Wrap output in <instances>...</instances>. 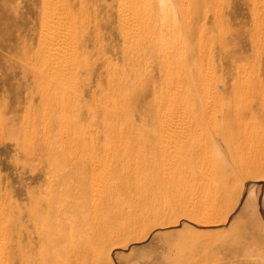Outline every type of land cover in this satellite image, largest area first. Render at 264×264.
Returning a JSON list of instances; mask_svg holds the SVG:
<instances>
[{
  "label": "rangeland",
  "instance_id": "obj_1",
  "mask_svg": "<svg viewBox=\"0 0 264 264\" xmlns=\"http://www.w3.org/2000/svg\"><path fill=\"white\" fill-rule=\"evenodd\" d=\"M52 1L58 13L63 0ZM125 1L73 0L72 19L68 23L65 21L66 30L62 26V34L67 35L61 38L63 46L70 43L68 47L77 56L73 67L76 73H72L74 77L71 75L64 90H57L54 101L47 97L45 85L36 88L37 92L30 84L28 61L34 58L37 44L43 39V32L39 30L43 0H0V264H12L10 256L14 258V264H189L192 253L209 251V244L214 239L222 246L214 251L213 257H208L206 264L220 261L223 264H264V171L252 167L264 161V142L256 139L245 145L243 137L229 140L216 125V138L212 133L207 136L210 165H207V175L200 184L204 196L200 200L207 199L209 203L219 200V204L212 202L219 213L218 222L206 226L194 224L179 213L177 222L169 226L154 223L152 218L143 219L142 215L139 218V210H133L132 204L117 197L121 181L118 178L105 181L111 172L108 169L111 140L107 130L105 135L104 130L101 131L100 113L87 96L80 105L84 119L75 120L78 111L70 106L89 80L91 86L95 83L97 70H101L104 95L108 91L105 80L108 73L118 87L115 95L110 90L107 92L108 98H115L114 105L116 103L121 115L116 126L121 129L123 137L129 136V139L116 141L115 156L122 163L123 151L126 147L131 148L126 175L132 193L137 197L143 192L139 193L134 186L141 170L136 161L138 139L144 130L137 115L141 107L137 105V96L131 105L127 103L128 98L131 99L132 92L137 93L148 84L149 79L157 83L155 94L158 96L167 90L166 81L188 77L193 83L191 92L185 89L186 92L207 93V102L212 100L208 103V111L219 123L221 88L225 84L237 93L246 86L245 83L252 82L249 84L252 87L258 83L256 92L264 94V0H171L168 10H161L156 0H135L138 9L130 8L129 11L140 13L142 23L136 28L127 24L129 30L125 27V31L117 30V15L125 11ZM127 1L131 3L133 0ZM94 22L98 26L95 27ZM187 28L192 29V35H187ZM158 30L163 34H158ZM92 37L97 38L98 45L104 47L103 51L96 44L90 47L86 38L91 40ZM82 38L86 39L85 44H90L84 50L79 46ZM123 50L124 69L121 67ZM163 55L165 62L161 60ZM92 65L98 68L95 67L92 77L88 78L87 70ZM165 65H169L170 70ZM235 68L239 72L238 81L230 85ZM219 74L223 76L219 77ZM196 76H200L202 89L196 84ZM72 79H75V85ZM159 79L163 80L164 86L159 87ZM127 90L129 92L125 93ZM185 90L182 89V94L186 96ZM123 92L125 97L121 96ZM214 94H217L216 100L212 97ZM262 101L264 104V98ZM237 102L240 104L241 100L234 104ZM104 103L109 110L114 109L108 99L105 98ZM133 105L138 106L137 111ZM123 109H128L125 119ZM259 112L257 121L245 117L246 124L257 128L262 126L264 113ZM129 114L131 122L126 119ZM73 130L79 135L73 134ZM94 137L98 139L93 141ZM197 139L204 144V136ZM83 141L85 145L82 146ZM96 152L101 159L98 168L92 160ZM97 181L103 182L102 187ZM245 192L247 194L243 195ZM108 198L109 207L104 205ZM165 203L173 206L175 199L169 196ZM131 219L144 222L139 240L132 236L133 230L140 231L137 227L128 229L125 237L120 233L121 226ZM106 222L110 238H114L112 245L100 239Z\"/></svg>",
  "mask_w": 264,
  "mask_h": 264
},
{
  "label": "bare ground",
  "instance_id": "obj_2",
  "mask_svg": "<svg viewBox=\"0 0 264 264\" xmlns=\"http://www.w3.org/2000/svg\"><path fill=\"white\" fill-rule=\"evenodd\" d=\"M156 1L158 4V7L161 10L162 9L168 10V8L171 7V0H156ZM119 2H120V0H119ZM125 2H126V3H124L125 6H123V8L124 7L126 8L125 11L121 10L122 12L121 13L118 12L120 14L117 15V22H116L117 28L115 27L117 30H119V28H120V30H124V27L129 30L130 27L127 28L126 27L127 24L129 26H131V28L132 27L136 28V27L140 26V23H142L141 17L139 15L140 13H138L137 11H135V12L129 11L130 8H134V9L137 8V4H136L135 0L131 1V3H129L127 0ZM120 3H122V2H120ZM60 5H61L60 6L61 10L60 11L58 10V13H57L56 8L54 9V3L52 0H43V4L41 3V7L43 6V10H42L43 13H42L41 20L39 21V26H40L39 30L41 32H43V37H42L43 39H41L37 44L38 46L36 48V52H34V55H33L34 58H32V59H30V61H28L30 66H31V77H30L31 88H35V91H37V92L39 90H36V88L39 89V87L42 85H45L47 89L51 88V90L46 89L45 92L48 93L47 97L54 99V101H56V99H57V93H58L57 90L58 89L64 90V88L67 87L66 82L68 80H71V75L73 72H75V71H73V70H75L74 69L75 68L74 62H76L75 59L77 57V56L73 55L74 52H72L70 47H68V45H70V43H68V44L66 43L63 46V43H62L63 38H61L62 35H65V36L67 35V34H62L63 33L62 29H64V28H62V26L66 27L67 25L65 26V24H66L65 21L67 22V21H70L72 19L71 15L73 13L71 14V10L74 6V3H73V0H63ZM119 10H117V11H119ZM131 11H133V10H131ZM94 25H95V27L98 26L97 22H94ZM66 29H67V27L65 28V30ZM131 30L132 29H130V31ZM133 32L134 31H132V33ZM136 32H138V31L136 30ZM132 33L130 32L131 35H132ZM157 33L160 35H161V33L163 34L162 30H158ZM135 34H137V33H135ZM127 35H129V33ZM131 35H130V37H131ZM187 35H192V29L187 30ZM188 37L190 38V36H188ZM86 39L89 41V43H91L90 47H93L96 44L98 49H101V51H103L104 47L102 45H101L102 47H100V45H98L99 42L96 41L97 38L93 39V37H92L91 40H90V38H86ZM86 39L82 38V40H79L82 42V43H79L81 50L86 49L90 45V44L84 43ZM139 40H140V38H139ZM94 41H96V42H94ZM139 44H140V42H139ZM122 45L124 46V41L122 42ZM73 48L76 49L75 47H73ZM198 48H200V47H198ZM189 51H191V50H189ZM198 51H200V50H198ZM124 52L125 51L123 50L122 54H121V61H122L121 67H123V69H124V66H125L124 63L126 60ZM163 54H165V53L163 52ZM169 55H168V57L170 58V61H172V58L170 57L171 55L170 56ZM203 55H204V52H203ZM162 57H163V59H161V60H164V55ZM159 60H160V58H159ZM201 60L202 59H200V61ZM131 61H133V60H131ZM164 62H165V60H164ZM168 63H169V60H168ZM211 63H212V61H211ZM133 64H131V65H133ZM165 64H167V63H165ZM200 64L202 66L203 62ZM169 65H167L168 70H170ZM211 65H213V64H211ZM167 66L165 65V67H167ZM95 67H96V65H92V67H90L87 70L88 78H91L92 74L94 73V69L98 68V67H96V68ZM208 67H209V64H208ZM210 68H209V70H210ZM76 69H78L77 66H76ZM235 69L236 70L234 71V74H232V76H230L231 80H233L230 82V85H231V83L236 81L239 77V74H238L239 72H238L237 68H235ZM169 72H171V71H169ZM198 74L200 75L199 72H198ZM226 74L227 73H225V75ZM101 75H102L101 70H97L96 74H95V76H96L95 83L91 86V84L89 83V81H90L89 80L87 82L88 84L86 86H84V88L81 90V92L77 96L76 100H74V103H70V106L73 108V110L78 111V115L77 114L75 115V120H79L82 118L84 119L85 116H83V114H82V106H80V105L82 104L83 100L85 99L84 96H87L89 98V102H93L96 106L95 109L97 110V112L100 113V115H101L100 122H101V128H102L101 131L104 130L102 133H103V135H105V132L107 130L108 134L110 135V140H111L110 141L108 139L110 141V151H111V155L109 156L111 159L108 160V161H110V166L108 167V169L111 172H110L109 178L105 181H108V180L110 181V179H112V178H118L121 181L120 187L118 189L117 197L120 198L121 200L127 201L129 204H132L133 210H139V212L137 211V216L139 218L141 217V215L143 216V217H141L143 219L144 218H152L154 223L158 222V223L165 224V225L174 224L177 222V216L179 213H181V215L185 218V220H188L194 224L198 223V224L206 226V225L215 224L216 222H218L217 217H218L219 213H217V211H216L217 209H216V207L214 208V205L212 204V202H214V204H215V201H216V203H218L219 200H212L211 203H209V201H207V199L205 200V198H204L205 201H203L202 199L200 200L201 197H204L201 193L202 188H200V184H201V181H203L202 180L203 176L207 175L206 169H207V165L209 164L208 159H207L208 158L207 153H208L209 140H207V136L210 133H212L214 138H216L215 137V135H216L215 134V128H216V125H218V127L221 128L220 130H221L222 135L224 137L228 138L229 140L232 138L236 139L237 137H243V142L245 143V145H250L251 143H254V141H256V139H258L261 143L264 142V124L262 126L259 125L260 127L257 128V126H253V124L252 125L246 124L247 121H245L247 119V118L245 119V117H249V119H248L249 121H253V120L257 121L258 120L257 112L260 111L259 113H264V104L262 103L263 102L262 100L264 98L263 97L264 94H263V92H260V93H258L259 91L256 92V89H255L258 83L253 84V87L250 86L252 84V82L251 83L249 82L250 85L248 83H245L246 86L241 87L239 89V92H237V93L235 91H233V88L229 87L228 85L226 86V84L224 85V87L221 88V92H222L221 99H220L221 101L219 102L220 105L218 104L220 106L219 111H220V118H221V121L219 123L217 122L216 117L211 115L210 111H208L209 110L208 109V103L212 100L207 102L209 99L207 93L202 92V91L196 92L195 94L187 93L188 91L185 89H188L190 91V85H192V83H193V82L192 83L190 82V79L188 77L184 80L175 77V79H170L168 81H166L165 79H167V78H165L164 79L166 81V83H165L166 87L165 88H167V90L164 92L162 91L163 93H159L158 96H156L157 93L155 94V89H156L157 83H155L154 79H149L151 81L148 84H146L145 86H143L142 88L138 89L137 93L132 92L131 99L128 98L127 103L129 105H131L132 99L134 98L135 95L137 96V101H138L137 105L139 104L138 106H141L138 109L137 115L139 116L140 125L143 127V130H144L143 135L141 136V139H138L139 140L138 141L139 146H138L137 152L139 155H138V159L136 161H137V164L139 165V167L141 168V170L138 173L136 187L134 186L136 191H138L139 193H141V191H143V192H142V194L135 197V195L132 193V190L130 188V184L128 182V175H126L127 170H128V165H130L128 152L130 151L129 149H131V148L126 147L125 151H123L124 157H122V163H121L120 159L115 156L116 155L115 153L117 151L116 141H118L121 138H125L124 140L129 139V136L123 137L121 129L117 128V126H116V122L118 121V119H120L119 116H121V115L118 114V111H117L118 109H116V107H115L116 103L114 105L115 98L113 96L116 94V92H118V90H116V89H118V87L116 86V84H114L113 81H111V79H110L111 77H109L108 73H107L105 80H106V85H107L108 91H106L104 93V95H102V85H101V81H100ZM165 75H167V74H165ZM208 75H210V74H208ZM221 75L219 74V77ZM225 75H224V77H225ZM148 76H149V74H148ZM200 76L199 77L196 76V78H197L196 84H198L199 89H202L200 86L203 83L201 84V82H200ZM72 77H74V75H72ZM159 77H161V76H159ZM166 77H168V75ZM147 78H149V77H147ZM73 80L75 82V79H72V81ZM208 80H209V78H208ZM211 80H213V78ZM226 80H227V78H226ZM159 81H160L159 87L164 86V83L162 82L163 80L159 79ZM74 82H73V84L75 85L76 82L75 83ZM119 82H120V80H119ZM215 82H216V80H215ZM235 83H237V82H235ZM209 84H210V81H209ZM119 85H121V84H119ZM233 86H234V84H233ZM132 87L134 89L136 88L134 86H132ZM263 88L264 87H262V89ZM182 89H184L185 92L187 91L186 96L184 94H182V92H183ZM236 89H238V88H236ZM109 90H110V92H112L114 94L113 96H111L114 98V100L111 98H108L109 93H107V92H109ZM124 92L126 93L129 91L127 90ZM124 92L122 93L123 95L121 94L122 97L125 94ZM104 96L106 99L109 100V102H111V107L114 108L113 110H109L107 108L106 103H104V100H105ZM148 97H152V99H149ZM212 97L216 100L217 94H214ZM123 99L124 98H122V100ZM235 99L241 100L240 104H238V102L236 103V104H238V106H236V104H234L237 101V100L234 101ZM45 100H46V98H45ZM258 100H260V101L258 102ZM124 101L125 100H123V102ZM41 102H43V101H41ZM230 104L234 107H231ZM124 105L127 106V104H125V103H124ZM42 106H43V103H42ZM138 106L137 107L134 106L136 111H137ZM60 108H61V106H60ZM117 108H119V107H117ZM119 109L122 110V108H119ZM43 110H45V109H43ZM55 110H56V108L54 106L53 112ZM127 110L126 109L124 110L123 115L126 114L125 112H127ZM63 111L64 110H62V112ZM129 113H130V110H129ZM53 114L54 113H52L51 115H53ZM130 114L127 115V116H129V118L128 117L126 118V119H129V121L131 119ZM261 115L263 116V114H261ZM57 117H59V116H57ZM123 117L125 119L126 116L124 115ZM90 119H91V117H90ZM262 120L264 121V119H262ZM125 122H128V121H125ZM73 124H74V122H73ZM128 124H130V123H128ZM61 125H62V123H61ZM61 125L59 124V126H61ZM63 129H64V127H63ZM74 130H75V128H74ZM74 130H73V132H74ZM43 131H44V129H43ZM33 132H34V130H33ZM62 132H63V130H62ZM76 133L74 132L73 134H76ZM64 135L66 137V133H64ZM202 136L205 137L204 144L201 143V140L197 139V138H201ZM76 137H77V135H76ZM82 137H83V135H82ZM97 139H98V137H94V139H92V140L94 141ZM84 142L85 141H83L82 146L85 145ZM119 143H121V141ZM223 146H225V145H223ZM108 148H109V146H108ZM83 151L84 150H82V152ZM92 157H94V159H92ZM92 157H91V159L94 160V164L96 163L95 165L98 168L101 159L98 156L97 152ZM101 158H102V156H101ZM252 163H255V162L253 161ZM94 164H93V166H94ZM107 164H109V163H107ZM252 167L254 170L263 169V171H264V161L261 164L255 163L254 165H252ZM100 172H102V171L100 170ZM208 172H210V170ZM136 173H137V170H136ZM92 174H93V171H92L91 175ZM95 174H96V172H95ZM97 180H98V178H97ZM211 180H213V179L211 178L210 181ZM105 181H104V183H105ZM215 181H216L215 183L218 182L217 178L215 179ZM93 183H94V181L92 178V184ZM98 183L100 184L101 182H98ZM207 183H210V182H207ZM90 185H91V182H90ZM102 185H103V182L101 183V187H102ZM100 192H102V191H100ZM99 195L100 194H98V196ZM211 195L209 193V196H211ZM169 196H171V198L175 199V203L173 204V206H171L170 204L167 205L165 203V198L168 199ZM209 200H211V199H209ZM109 201H110V199L108 198V200L105 201L104 205L109 207V204H108ZM160 202L163 203L164 205H161ZM169 202L170 201H168V203ZM119 205L121 206V204H119ZM122 206H123V204H122ZM216 206L218 207V205H216ZM116 207H117V205H116ZM127 209H129V208H127ZM104 224L106 225L103 227L105 229V231L103 232L100 239L105 240L106 244L112 245L114 243V240H113L114 238L113 239H111L112 237L110 238L111 233L109 234L108 223L106 222ZM143 225H144V222H141V221L137 222V220L131 219L129 221V223H126L125 225L121 226V232L120 233H122L121 235L123 237H125L127 235V231H129L128 229L133 228V227L135 229L137 227L136 229L137 230L140 229V231L133 230L134 233L132 236H134V238L136 240L137 239L139 240L140 234H141L142 229H143ZM98 231L100 232V230H98ZM106 232L108 235L106 234ZM1 234L4 235V233H2V232H1ZM104 237H106V238H104ZM0 241H1V239H0ZM4 241H5V239H4ZM211 241H212V244L211 243L209 244L210 250L209 251H202L201 253H194L193 252L191 255V259H190L189 264H206L208 257L209 256L213 257V255H215L214 253H216V252H214V251H216V249L220 248L222 246V244H220L219 241H217L216 239L211 240ZM102 242L104 243V241H102ZM1 244H3V243L1 242ZM72 249H74V248H72ZM11 251H12V249H11ZM10 260L12 261V264H14V258L12 256H10ZM214 264H223V262L220 261V262H217Z\"/></svg>",
  "mask_w": 264,
  "mask_h": 264
},
{
  "label": "snow or ice",
  "instance_id": "obj_3",
  "mask_svg": "<svg viewBox=\"0 0 264 264\" xmlns=\"http://www.w3.org/2000/svg\"><path fill=\"white\" fill-rule=\"evenodd\" d=\"M247 193L245 192L243 195H246ZM241 202H242V200H241Z\"/></svg>",
  "mask_w": 264,
  "mask_h": 264
}]
</instances>
